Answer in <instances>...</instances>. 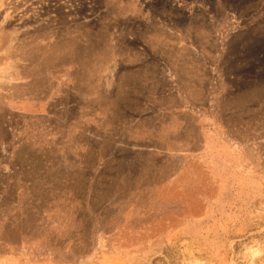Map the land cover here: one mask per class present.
<instances>
[{
    "label": "rangeland",
    "instance_id": "374dc122",
    "mask_svg": "<svg viewBox=\"0 0 264 264\" xmlns=\"http://www.w3.org/2000/svg\"><path fill=\"white\" fill-rule=\"evenodd\" d=\"M0 264H264V0H0Z\"/></svg>",
    "mask_w": 264,
    "mask_h": 264
}]
</instances>
